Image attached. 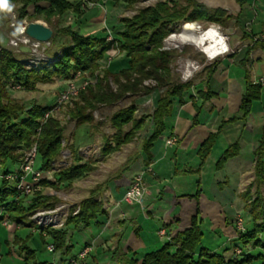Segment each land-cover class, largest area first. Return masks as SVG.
<instances>
[{"label": "trees", "instance_id": "1", "mask_svg": "<svg viewBox=\"0 0 264 264\" xmlns=\"http://www.w3.org/2000/svg\"><path fill=\"white\" fill-rule=\"evenodd\" d=\"M40 1H45L46 5H39ZM113 1L123 3L127 7L135 3V0ZM13 2L19 4L18 19L42 18L50 24L53 17H60L68 10H72L75 15L74 23H82L78 19L81 18L83 10L70 0H6V4ZM29 6H32L31 12L28 11ZM2 11L3 7H0V15ZM229 18L224 10L206 9L195 0H159L151 6L137 10L131 18H120L119 28L111 34L112 40H107L108 35H83L71 25L54 30L50 43H53L58 35L66 39L60 51L52 54L56 57L55 62L50 66L30 70L23 63L24 52L15 55L11 50L0 46V163L18 162L20 152L29 147L36 129L40 128L37 138L36 169L41 170V179L34 187L33 193L29 195V199H25L26 196L14 189L15 184L9 185L1 178L0 207L6 209L10 223L20 228L30 226L18 225L19 218L35 208L48 207L56 202L55 196L44 193L45 189L58 191L60 188L70 186L76 179L94 170L96 162L83 160L76 153L77 147L70 144L73 152L72 162L52 173L50 179L43 176V172L49 171L50 162L60 153L63 126L54 117H48L40 125V119L52 105L33 103L26 108L24 104L9 96L8 83L28 88L36 82L49 81L54 77L66 81L73 78L77 72L80 73L81 80L93 77L94 85H87L80 91L79 103H75L69 111L76 125L92 123L90 111L97 103L113 105L127 95L146 96L155 89L164 87L165 90L154 97L155 107L151 115L142 113L135 117L134 112L137 110L135 103L112 113L108 124L112 132L104 137L101 158L98 159L105 161L112 153L132 142L151 121L152 132L147 138H143L140 144L141 155L145 165H148L153 157L152 148L165 132V122L171 116L172 102L174 100L182 102L183 93L189 92L192 86L189 81L184 83L179 81L172 72L171 64L176 58L171 51L164 49L163 39L180 23L205 21L222 25ZM254 44H258L257 41ZM112 48H117L122 58L113 61L108 67H103L102 61ZM248 52L249 48H246V56ZM214 65L215 63L206 65L204 69L211 73ZM147 79L154 80L156 84L143 85V81ZM244 79L237 115L223 121L221 125L243 120L251 111L252 102L260 98L262 85L259 82L252 83L248 80L247 74ZM208 82L206 80L204 88L197 91L203 101L215 94L210 90ZM219 130L220 126L200 143L197 150L200 164L210 153ZM238 152L239 145L234 142L223 151L215 168H221L226 160ZM253 155V181L249 189L241 193L248 222L232 245L234 248L236 246L241 248L239 257L234 253L231 257H226L222 252L210 251L202 246L200 226L196 217H193L188 229L166 241L159 249L145 253L140 259H126L125 264H244L252 258V255L247 253L250 248L264 249V126L261 128L258 146ZM0 172L9 174L12 171L5 166ZM24 180L29 182L31 176L24 177ZM252 186L254 193L251 195ZM78 208L76 214H69L63 228L46 230L55 251L61 250L68 254L71 247L67 242L69 230L92 224L100 226L107 215V211L102 208V200L97 190H93L88 197L81 200ZM39 234L43 239L42 233ZM28 240L14 236L12 241L24 264L32 261L35 252L29 247Z\"/></svg>", "mask_w": 264, "mask_h": 264}, {"label": "crops", "instance_id": "2", "mask_svg": "<svg viewBox=\"0 0 264 264\" xmlns=\"http://www.w3.org/2000/svg\"><path fill=\"white\" fill-rule=\"evenodd\" d=\"M70 1L75 5L78 4L83 10L81 18L78 19L82 23L77 24L81 34L96 35V31L102 30V27L112 31L119 28L120 22H113L112 20H107L105 23L104 20L100 22V14L105 9L111 10L119 3H115L113 0H94L95 6L85 7L80 0ZM195 1L209 10H224L230 18L222 25H214L223 31L233 30L232 32H234L238 29L241 32L240 41L243 45L236 52L230 54H225V52L211 60L204 53L206 59L211 61L204 66L215 63L212 72L208 73L203 66L201 73H197L193 77L194 79L197 77V81L194 82V79L190 77L188 80L184 78L181 81L183 83L189 81L192 86L189 92L183 93L182 102L176 100L172 102L171 116L165 122V132L152 148L153 157L148 168L144 166L145 162L139 149L138 153L134 156L129 155L127 158L130 160L126 168L131 170L129 176L120 172L113 181H109L107 187L104 186V202H106L104 205L109 214L108 218L104 220V227L92 224L85 228L71 229L67 239L71 246L68 254L58 250L59 255H56L51 262L36 261L33 254L29 264H65L69 257L91 245L93 246L92 250L80 264H122L124 259H140L145 253L159 249L168 241L166 238L163 239L157 235V230L160 227H164L171 238L188 229L193 217H196L201 227V214L204 209L217 213L223 232L228 236L227 240L230 243L229 246L224 242L217 245L216 249H208L214 252H222L226 257L233 255L234 247L232 245L237 237L225 230L231 231V219L236 213L246 212L245 203L241 197L244 190L241 191V187L244 185L242 181L250 179L252 182L253 180V151L258 146L261 128L264 126V102L259 101L260 98L254 100L251 104V111L243 120L221 124L237 115L244 89L245 74L252 83L256 82L257 79L264 78V0ZM39 5L45 6L46 2L40 1ZM30 10H32V6L28 7V11ZM66 13L75 18L72 10H68L64 14ZM108 34L105 33V35ZM255 41L258 44H254ZM246 48H249L247 56L245 55ZM121 58L122 54L119 53L118 49L112 48L106 53L104 66L108 67L113 61ZM234 66L237 67L233 68ZM206 80L209 81L210 90L215 94L210 99L203 101L197 91L204 88ZM222 112L225 114H221ZM149 125L150 127L153 126L151 121L147 124L146 129L149 128ZM219 126L220 130L211 151L222 136L221 134L225 133L229 139L235 138L226 148L237 142L239 152L226 160L221 168L216 169L220 171L225 169L226 164L233 165L230 167L231 179L226 176L225 179L227 180H216L215 185L210 189L211 192H206L201 184L200 176L211 151L204 162L200 164L197 150L200 143L210 133L216 132ZM149 135L143 138H147ZM168 138H173L174 142L166 144ZM132 165L134 167L131 169ZM140 171L143 172L148 191L144 210L137 205H128L120 201L130 180ZM190 176L198 177L199 180H196L195 191H192L194 189L192 184L193 186L190 185L188 188L190 192H187L181 178ZM228 181L229 185L233 187L230 193L225 188V183L228 184ZM238 198L242 199V203H238ZM237 204L241 207H237ZM154 219L158 220L157 225L151 223ZM0 228L7 231L20 229V227L16 228L13 224L8 223H0ZM94 229H96V233ZM153 230L156 238L153 236ZM74 233L82 236L80 237L83 242L82 247L78 251L72 250ZM42 238V243L47 249V245L51 244L50 238L43 234ZM32 243L35 242L28 241L30 248H32ZM3 244L7 245L8 253L6 257L0 256V264H24L23 258L14 244H8L7 241L0 242V248H3ZM228 247H231V250ZM247 253H250L252 258L244 264H254L255 260L258 259L261 260L258 264H264V260H262L264 259V249L253 247Z\"/></svg>", "mask_w": 264, "mask_h": 264}, {"label": "rangeland", "instance_id": "3", "mask_svg": "<svg viewBox=\"0 0 264 264\" xmlns=\"http://www.w3.org/2000/svg\"><path fill=\"white\" fill-rule=\"evenodd\" d=\"M94 1V0H93ZM159 0H135V3L127 7L123 3L116 4L111 10H104L100 14V22L104 23L107 20H112L113 22H118L119 19L122 17H129L131 18L139 9L148 7L153 5ZM95 2V1H94ZM18 7L19 4L16 2L6 4V6L3 7L2 14L0 15V46L3 48H7L11 50L15 55L17 53L10 48L8 45L9 39L14 36L18 35V31L16 30L17 27H25L29 22L38 21L45 26L49 27L52 30V36L54 34V30L71 25L75 29L78 30L77 24L74 23V16L66 13L63 16L60 17H53L51 19L50 24H47L42 18L34 19L25 17L22 19H18ZM31 12V10H30ZM196 23L199 24V26L204 29L208 27L209 25H214L205 21H197ZM14 24V25H13ZM182 24L180 23L178 25H175L174 30L163 39V46L164 49L171 51L175 56V61L171 65L172 72L178 77L180 81H183L184 74L186 69L187 61L190 60L194 63L195 68L192 70V74L186 78L187 80L190 78L195 77L194 75H197V73H201L202 67L207 64L208 61L204 53L197 50L193 45L184 43L181 44L179 48L174 47L171 45L168 41V38L171 34L179 32ZM101 25H103L101 23ZM104 26V25H103ZM216 26V25H215ZM109 27V26H108ZM219 28V27H218ZM220 29V28H219ZM20 30V29H18ZM220 31L224 34L227 40L228 44V51L225 54H230L232 52H236L243 43L240 41V34L241 32L236 29L234 32L233 30L226 31L220 29ZM114 34V30L107 28L106 30L102 27V30L96 31V34L98 35H104L105 33ZM51 40V39H50ZM49 40V41H50ZM112 40V38H111ZM66 42V39L64 36L58 35L57 38L54 40L53 43H50V47L47 50L48 54H56V52H59L62 45ZM103 67L105 62L102 61ZM237 66H234L233 68H236ZM28 69V68H27ZM30 70V69H29ZM77 74V73H76ZM76 74H74L73 78L69 80H62L61 78L54 77L52 80L45 81V82H36L31 87L23 88L20 87L17 84H7L8 93L9 96L13 99H16L20 103L24 104L27 107L31 106L33 103H38L40 105H52L51 109L46 111L44 115L47 113V116L44 115L40 119V125L43 124L48 117H54L61 126H63V134L62 138L60 139V153L59 155L54 158L50 164H49V171L43 172V176H48L47 178L50 179L49 176L52 175V173L56 172L59 169H63L67 167L71 162L73 158V152L72 148L69 146L70 144H74L77 149L76 153L85 161L90 160L93 162H96V168L92 171H90L86 176L81 177L79 179H76L70 186H66L64 188H60L58 191L52 190V189H45L44 193L48 195H53L56 197V202L48 207H41V208H35L28 212L26 215L19 218L18 225H30L27 226L29 228L21 227L20 229H16L15 231H7L4 228H0V242L4 243L5 241L9 243H12L14 236L17 238L25 239L28 238L30 242L34 241L35 243H32V248L35 250L34 252V259L36 261H53V259L56 257V255H59V251H53L50 252L45 248V244L42 243V239L40 237L39 232H41L43 235H46V230L48 229H61L65 226V221L69 214L74 215L78 212V203L83 200L84 198L88 197L93 190H97L98 195L101 196L102 200V208L103 210H106V207L104 205V186L107 187L109 181H113L116 178V175H118L120 172H124L125 176H129L131 170L126 169L128 166V156H134V154L138 153L140 149V144L143 139V137H146L151 132L152 126L147 128L145 131L140 132L136 139H134L132 142L122 146V148L119 150V152L112 153L105 161L98 160L101 158V149L104 144V137L107 135H110L112 130L109 128V118L112 115L113 112L118 110L119 108H122L124 106L130 105L131 103H135L137 110L134 112V116L138 117L142 113L150 114L154 110V97L157 93H161L165 90L164 87L155 89V91H152L149 95L146 96H139V95H127L120 101H118L116 104L113 105H104V103H97L95 104V108L90 111L92 116V123L91 124H81L76 125L75 120L70 117L69 111L73 108L75 103H79L81 95H79L80 91L84 90L87 85H94L95 79L93 77H88V79H85L88 84L85 86L84 89H81L76 96L70 98L67 101L60 102L59 97L62 93L63 89L66 87V85L69 82H73L75 85H79L83 80L80 79V73L79 77L76 78ZM190 77V78H189ZM194 79V78H193ZM259 79H257L256 82H258ZM186 81V80H185ZM197 81V77L194 79V82ZM143 85L146 86H154L156 83L154 80L147 79L143 81ZM261 84V83H260ZM264 86V85H262ZM115 87V86H113ZM259 101L264 102V88H262L261 96ZM221 114H225L222 112ZM220 121V120H219ZM219 124V122H218ZM217 124V125H218ZM40 128L38 127L36 129V134L31 139V143L29 147L23 149L19 156H18V162L15 163H9L8 161L4 163H0V171L3 167L7 166L9 170H11V175L8 177H5L8 173L2 174L0 172V188L2 186L1 178L5 179L8 184H15L14 189L20 193L23 196H26L25 199H29V195L33 193V189L36 186V184L39 182L41 178L36 180L34 184L29 185H23L24 188L18 189L17 184L20 182V179L18 178L19 172L15 173L14 171H21V167L25 164V158L28 157V160L31 158L34 160L32 167L36 168L38 162L37 161V138L39 136ZM220 138L216 142L215 146L213 147L211 153L209 154L203 172L200 176L201 184L204 188V190L207 192H211L210 189L213 188V185H215L216 180H227L225 177L227 176L228 179H231L230 175V167L233 165L226 164L225 169L217 171L215 168V162L218 159V157L221 155L222 151L231 143L234 141L235 138L229 139L225 136V133L221 134ZM165 141V140H164ZM29 156H31L29 158ZM23 162V163H22ZM22 164V165H21ZM31 166V164H30ZM145 167L148 168V165H145ZM134 167V165L131 166V169ZM36 171L41 172L40 169H37ZM143 175V172H139ZM14 174H17L15 177ZM121 178V177H120ZM30 179V178H29ZM144 180V177H143ZM196 180H199L198 177H182L181 181L184 183V187L186 186L187 192H190L188 188H190V185L193 186L194 189L192 191H195V183ZM122 181V180H121ZM253 181V180H252ZM251 180L247 179L246 181H242V184H244L241 187V191H245L249 189ZM252 183V182H251ZM145 187H146V195L148 194L147 191V185L144 181ZM225 188L228 191V193L232 192V186L225 183ZM239 188V187H238ZM106 190V188H105ZM240 191V188L238 189ZM226 191V192H227ZM254 193V186L250 188V194ZM227 194V193H226ZM145 195V198H146ZM252 195V194H251ZM238 203H242V199H237ZM237 207L239 204H237ZM142 210L145 209V199L142 206H140ZM208 210V211H207ZM202 210V224H201V232L203 233V236L201 237V245L204 247H207L209 249H216L217 245L222 244L224 242L227 243L229 246L230 243H228V236L224 234L223 228L221 227L220 219L215 211H211L209 209ZM49 213L50 219L49 221L40 220L37 216L39 213ZM108 212L105 216V220L108 218ZM220 215V214H219ZM0 222L3 220H6L8 224L10 223L8 218V213L6 212V209L2 206L0 207ZM23 219V220H22ZM103 219V218H102ZM238 219L241 221V226L239 227L237 222ZM232 225H230V230H225L231 233V235H236L238 237L240 235V232L243 231L245 225H247L248 217L247 213L245 211H240L235 214L234 218L231 219ZM41 222V223H39ZM153 225H157L158 220L154 219L151 221ZM14 225V224H13ZM15 226V225H14ZM101 227H104V219ZM16 228L18 226H15ZM32 228L33 230H31ZM85 228V227H83ZM77 229V228H76ZM94 232L96 233V229H94ZM233 233V234H232ZM153 236L156 238V234L153 230ZM169 235V234H168ZM82 237L81 235L74 233V239H73V251H78L82 247ZM165 239L166 237H162ZM169 239L172 238L169 235ZM92 245L84 247L80 251H78L75 255H72L74 257H77L80 252L85 251V254L83 257L77 258V264H80V262L90 253L92 250ZM231 250V247H228ZM8 253V248L6 244H3V248H0V256L6 257ZM234 255L239 256L241 253V248L239 246H236L234 248ZM264 260V259H262ZM4 263V261H2ZM126 259L122 262V264H125ZM261 262V260H255L254 264H258ZM1 263V260H0ZM16 264V263H13Z\"/></svg>", "mask_w": 264, "mask_h": 264}, {"label": "built area", "instance_id": "4", "mask_svg": "<svg viewBox=\"0 0 264 264\" xmlns=\"http://www.w3.org/2000/svg\"><path fill=\"white\" fill-rule=\"evenodd\" d=\"M81 4L85 7H93L96 5V3L93 0H80ZM14 25V24H13ZM20 28V30H18ZM16 30L18 31V35H14L9 39L8 45L10 46L11 49H13L16 53H21L19 48L21 46H26L29 49V52L25 53L24 57V64L26 68L28 69H38L41 66H50L52 65L56 57L48 54L47 50L50 47V41L42 42V41H37L28 35L25 34L24 32V26L23 27H17ZM112 36L110 33L107 36V40H111ZM76 78L79 77V72H77ZM188 75L184 74V78H187ZM261 85H264V78H260L258 80ZM88 84L86 80H83L79 85H75L73 82H69L66 87L63 89L62 93L60 94L59 101L64 102L69 100L70 98L76 96V94L81 90L84 89L85 86ZM45 117L47 116V113L44 115ZM174 142L173 138H168L166 140V144H171ZM31 156H29L30 158ZM33 159L31 158L28 160V157L25 158V164L21 167V171L19 172V179L20 182L16 185L18 189L24 188L23 185H32L36 180L41 178V172L36 171V168L32 167L33 164ZM23 163V162H22ZM31 164V166H30ZM22 165V164H21ZM11 175V173L7 174L5 177H8ZM17 174H14L13 176L15 177ZM26 176H31V180L29 182H26L24 180V177ZM146 195V187L144 184L143 180V175L141 173L135 174L132 179L130 180L129 184L125 188L122 196H121V202H124L128 205H137V206H142L144 203ZM38 218L40 220L44 221H49L50 216L49 213L46 212H41L37 214ZM2 224H6V220H3L0 222ZM41 223V222H39ZM238 226H241V221L238 219L237 222ZM157 235L160 237H166L167 240L169 239V235L164 227H160L157 230ZM47 249L49 251H54L53 245L48 244ZM85 254V251L80 252L77 257L71 256L67 259L65 264H77V258L78 257H83Z\"/></svg>", "mask_w": 264, "mask_h": 264}, {"label": "bare ground", "instance_id": "5", "mask_svg": "<svg viewBox=\"0 0 264 264\" xmlns=\"http://www.w3.org/2000/svg\"><path fill=\"white\" fill-rule=\"evenodd\" d=\"M168 41L177 48L184 43L191 44L197 50L205 53L210 60L228 51L226 37L215 25H209L202 29L198 23L185 22L182 24L179 32L169 36ZM186 65L187 71L185 73L187 72L186 75H189L195 68V65L190 60L187 61Z\"/></svg>", "mask_w": 264, "mask_h": 264}, {"label": "water", "instance_id": "6", "mask_svg": "<svg viewBox=\"0 0 264 264\" xmlns=\"http://www.w3.org/2000/svg\"><path fill=\"white\" fill-rule=\"evenodd\" d=\"M24 32L26 35L37 41L46 42L52 38V30L38 21L29 22L24 27ZM19 50L24 53L29 52V49L26 46H21Z\"/></svg>", "mask_w": 264, "mask_h": 264}, {"label": "clouds", "instance_id": "7", "mask_svg": "<svg viewBox=\"0 0 264 264\" xmlns=\"http://www.w3.org/2000/svg\"><path fill=\"white\" fill-rule=\"evenodd\" d=\"M4 6H6V0L4 4H0V7H4Z\"/></svg>", "mask_w": 264, "mask_h": 264}, {"label": "snow or ice", "instance_id": "8", "mask_svg": "<svg viewBox=\"0 0 264 264\" xmlns=\"http://www.w3.org/2000/svg\"><path fill=\"white\" fill-rule=\"evenodd\" d=\"M5 3V0H0V4H4Z\"/></svg>", "mask_w": 264, "mask_h": 264}]
</instances>
